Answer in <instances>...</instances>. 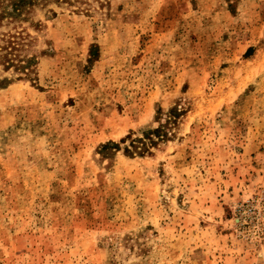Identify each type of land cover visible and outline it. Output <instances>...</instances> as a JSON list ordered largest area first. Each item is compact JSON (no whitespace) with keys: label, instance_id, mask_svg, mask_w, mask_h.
Returning <instances> with one entry per match:
<instances>
[{"label":"rangeland","instance_id":"1","mask_svg":"<svg viewBox=\"0 0 264 264\" xmlns=\"http://www.w3.org/2000/svg\"><path fill=\"white\" fill-rule=\"evenodd\" d=\"M31 16L35 64H0V264H264V0Z\"/></svg>","mask_w":264,"mask_h":264},{"label":"trees","instance_id":"2","mask_svg":"<svg viewBox=\"0 0 264 264\" xmlns=\"http://www.w3.org/2000/svg\"><path fill=\"white\" fill-rule=\"evenodd\" d=\"M49 3H75L80 10H86L93 3L99 7L107 5L108 0H0V64L5 69L13 67L15 70L27 74L29 68L35 64V59L21 55L24 41L29 35L25 31L24 23H30L32 13L36 7H47ZM51 11V10H50ZM5 79L0 78V88ZM181 109L170 108L163 124L142 132L140 137L130 138L122 148L127 155H143L148 153L151 146L158 140L167 139L171 126H176L182 115ZM129 135L122 137L119 142H126ZM119 143L109 141L103 148H117Z\"/></svg>","mask_w":264,"mask_h":264}]
</instances>
